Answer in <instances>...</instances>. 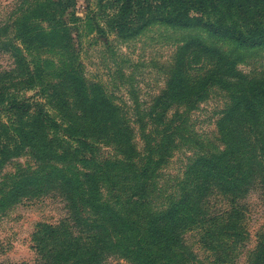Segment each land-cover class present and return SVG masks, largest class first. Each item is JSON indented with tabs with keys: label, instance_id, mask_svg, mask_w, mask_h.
Masks as SVG:
<instances>
[{
	"label": "trees",
	"instance_id": "16d2710c",
	"mask_svg": "<svg viewBox=\"0 0 264 264\" xmlns=\"http://www.w3.org/2000/svg\"><path fill=\"white\" fill-rule=\"evenodd\" d=\"M117 2L106 23L120 37L132 38L157 23L199 31L228 50L200 36L178 47L165 90L148 115L157 140L141 156L128 119L79 69L64 21L75 0H19L12 22L18 44L0 39V49L14 58V68L0 73V217L23 200L54 194L65 202L66 218L35 233L34 264H204L185 239L192 231L206 251L231 263L249 241L244 200L257 190L264 203V76L239 75L232 58L264 46V0ZM69 16L77 20L73 12ZM37 50L46 59L28 61L26 54ZM17 80L40 88L46 111L36 101L6 96ZM212 88L229 98L215 124L220 145L213 147L187 119L188 108ZM174 105L187 111L173 113V126L167 113ZM100 145L116 147L114 159L100 158ZM181 147L192 148L193 156L177 179V194L155 209L159 170ZM21 156L35 168L3 175ZM217 201L225 207H216ZM256 243L247 264H264V239Z\"/></svg>",
	"mask_w": 264,
	"mask_h": 264
},
{
	"label": "rangeland",
	"instance_id": "374dc122",
	"mask_svg": "<svg viewBox=\"0 0 264 264\" xmlns=\"http://www.w3.org/2000/svg\"><path fill=\"white\" fill-rule=\"evenodd\" d=\"M101 5L102 8L99 0H75L74 7L67 10L64 21L71 29L70 36L83 78L89 85H100L110 102L128 119L134 129L133 143L136 151L141 152L143 156L145 146L157 140L155 135L157 128L149 127L148 124L153 121L148 120V115L156 110V101L165 90L178 47L185 41L200 36L209 44L214 43L221 47L223 51L228 49L225 43L215 42L199 31H185L157 23L148 26L132 38L120 37L113 33L106 23L109 16L116 12L115 5L116 7L119 5L117 0H103ZM18 7L19 0H0V29L2 28L0 39L9 40L14 45L18 42L14 39L12 22L18 15L16 13ZM71 12L77 20L69 16ZM131 18L134 16L131 15ZM98 28L104 31L100 33ZM26 58L28 61H43L46 59V53L37 50L33 51L32 55L26 54ZM232 58L236 62L234 69L239 75L246 78L264 76V46L239 51ZM186 61H191V57L187 56ZM13 68L14 58L10 52L0 49V73ZM196 71L192 70L191 75H196ZM17 81L13 87L5 91L6 96L29 103L36 101L43 105L46 111V98L42 96L44 94L40 95V88L31 87L30 81L28 83L27 80ZM228 102L227 93L212 88L204 101L199 102L194 108H188V126L201 139H207L212 147L220 145L215 124ZM178 110L187 111V108L174 105L167 113L169 121L173 120L171 123L173 126L176 123L173 113ZM50 113L55 116L54 111L51 110ZM143 126L145 129L140 130ZM193 153V149L189 147L177 148L159 170L155 192L152 194L155 209L161 208L170 195L177 194V179ZM115 155L116 147L100 145L98 153L100 158L114 159ZM28 167L34 169V162L28 156H21L12 159L4 167L2 174H13L17 168ZM243 203L246 209L244 225L249 233V241L241 251L239 250L240 254L231 263H222L211 251H206L199 243L197 231L185 235L187 243L192 246L204 264H247L248 255L257 244L258 238L264 239V203L259 192L253 190ZM215 204L218 208L225 207L221 201ZM66 216L65 202L54 194L18 203L0 217V264H34L38 258L35 250V233L42 225L57 226ZM105 264L127 263L123 260L109 259Z\"/></svg>",
	"mask_w": 264,
	"mask_h": 264
}]
</instances>
